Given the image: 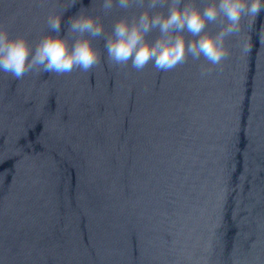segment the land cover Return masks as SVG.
<instances>
[{
    "label": "clouds",
    "instance_id": "obj_1",
    "mask_svg": "<svg viewBox=\"0 0 264 264\" xmlns=\"http://www.w3.org/2000/svg\"><path fill=\"white\" fill-rule=\"evenodd\" d=\"M133 8L142 11L116 19L110 34L100 15L84 10L68 19L64 35L60 34L63 14H50L48 34L35 42L23 34L12 36L0 26V72L16 79L29 73L88 72L104 56L110 65H130L137 71L151 64L166 72L189 58L203 60L201 76H207L230 55L227 41L240 34L242 18H255L264 11V0H209L203 7L196 0H102L99 5L105 16L115 9ZM209 25L218 30L213 32ZM153 32L158 35L149 39ZM97 38L104 40L103 52L93 42Z\"/></svg>",
    "mask_w": 264,
    "mask_h": 264
}]
</instances>
